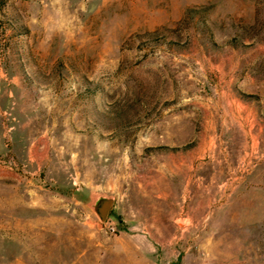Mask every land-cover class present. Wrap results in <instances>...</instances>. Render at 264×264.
<instances>
[{"label": "rangeland", "instance_id": "1", "mask_svg": "<svg viewBox=\"0 0 264 264\" xmlns=\"http://www.w3.org/2000/svg\"><path fill=\"white\" fill-rule=\"evenodd\" d=\"M0 264H264V0H0Z\"/></svg>", "mask_w": 264, "mask_h": 264}, {"label": "water", "instance_id": "2", "mask_svg": "<svg viewBox=\"0 0 264 264\" xmlns=\"http://www.w3.org/2000/svg\"><path fill=\"white\" fill-rule=\"evenodd\" d=\"M113 202L114 197L112 195L99 192H90L88 194L84 206L96 218V229H102L103 223L110 213Z\"/></svg>", "mask_w": 264, "mask_h": 264}]
</instances>
